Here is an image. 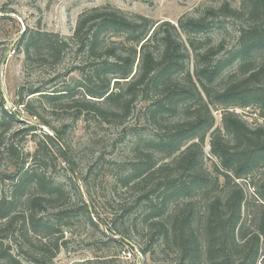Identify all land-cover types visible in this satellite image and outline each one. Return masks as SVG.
<instances>
[{"label":"trees","instance_id":"1","mask_svg":"<svg viewBox=\"0 0 264 264\" xmlns=\"http://www.w3.org/2000/svg\"><path fill=\"white\" fill-rule=\"evenodd\" d=\"M219 12H228L239 22V27L237 47L217 63L213 59L222 47L196 51L191 40L192 36L209 32L211 21L207 15L184 18L178 26L168 21L157 24L145 16H129L110 4L83 11L69 37L30 30L21 37L20 46L28 52V57L57 61L68 49L74 50L72 68L81 73L75 89L85 92L82 105L96 108L99 114L126 118L132 104L140 99L152 101L142 112L157 124L167 114L182 115L164 123V129L157 127L153 137L143 138L134 145L135 151L142 145L147 148L125 181L140 177L147 181L159 175L157 187L151 189V192L162 190L158 216H163L173 199L185 198V211L169 213L171 222L158 221L161 228L155 234L162 241L170 239L181 247L178 248L181 264H264V0H242L238 8L225 3L209 14ZM181 30L188 35L189 42L181 38ZM192 55L196 60L193 70L187 65ZM232 65L234 68L226 73L227 84L214 90L215 81ZM72 93L71 89H60L57 85L53 89L41 86L29 91V95L37 94L50 105L73 98ZM18 96V102L30 108L22 88ZM253 103L258 105L263 118L254 125L232 110L248 108ZM217 106L224 109L222 127L216 126L213 108ZM4 112L0 124H6L7 118L18 119L15 111L4 109ZM211 130L210 153L220 164H215V173L204 166L206 139ZM45 135L35 155L60 137L56 130ZM67 148L63 147L65 155ZM21 169L12 196H0V221H5L0 224V233L13 224L12 216L21 201V192L31 184L42 192L28 199L33 214L24 221L25 225L54 228V222H45L34 215L39 212L37 208L53 206L51 202L59 200L64 188L34 168ZM256 176H260L257 181ZM250 177L258 202L249 201L244 187L237 181ZM195 194L204 202L202 211L191 201ZM27 235L28 231L23 233ZM113 240L128 244L123 237ZM39 243L43 250L48 242L39 239ZM59 249L57 245L56 251ZM42 250L36 251L39 255L36 264L46 263ZM141 253L147 254L148 249L142 247ZM0 257L6 264H24L21 258L4 253L1 236ZM93 261L89 263H96Z\"/></svg>","mask_w":264,"mask_h":264},{"label":"rangeland","instance_id":"2","mask_svg":"<svg viewBox=\"0 0 264 264\" xmlns=\"http://www.w3.org/2000/svg\"><path fill=\"white\" fill-rule=\"evenodd\" d=\"M225 3L238 8L242 0H0V98L3 96L0 121L6 115L4 109L18 114V119L7 118L6 124H0V196H12L19 170L27 167L64 188L59 200L51 202L53 206L43 210L37 208L39 212L34 215L45 222H54V228L25 225L24 221L33 214L28 199L40 196L42 191L31 184L21 192V201L14 208L13 224L7 229L3 227L0 233L4 253L21 258L24 264H36L35 259L39 258L36 251L42 250L39 243L42 239L48 242L42 250L45 264H90L92 259H109L105 263L92 264H181L182 255L178 253L181 247L170 239L162 241L155 234L161 228L158 221L171 222L169 213L185 211V198L173 199L163 216H158L162 190L151 192V189L157 187L159 175L147 181H142V177L125 179L147 148L142 145L135 151L134 145L143 138L153 137L157 127L164 129V123L182 115L167 114L161 118V124H157L142 112L152 101L140 99L132 104L126 118L99 114L96 108L82 105L85 92L75 89L81 73L72 68L76 57L74 50L68 49L58 61L45 60L41 56L28 57L20 40L30 30L69 37L83 11L105 4L129 16L151 18L157 24L168 21L178 26L184 18L207 15L211 21L209 32L192 36L191 40L196 51L222 47L213 59V63H217L238 45L239 22L228 12L209 14L210 10L219 9ZM180 36L189 42L182 30ZM14 48L16 53L10 55ZM187 61L193 70L195 57L192 55ZM233 68L234 65L226 68L212 86L214 90L227 84L226 73ZM194 81L201 87L196 76ZM56 85L60 89H71V95L75 96L50 105L37 94L29 95L30 89L41 86L53 89ZM21 88L30 108L18 102ZM232 110L252 125L263 121L255 103L248 108L234 107ZM223 111L221 106L213 108L216 126L222 127ZM54 130L61 138L51 140L48 148L35 155L45 133L52 135ZM211 132L206 139L204 166L215 173V164H220L210 153ZM63 145L69 149L67 155ZM237 181L244 187L249 201H260L255 196L252 177ZM191 201L197 210L203 208L204 202L198 194ZM27 231V237L23 236ZM120 237L128 244L113 240ZM57 245H60L58 251ZM142 247L148 249L147 254L141 253ZM0 264H6V260L0 257Z\"/></svg>","mask_w":264,"mask_h":264},{"label":"built area","instance_id":"3","mask_svg":"<svg viewBox=\"0 0 264 264\" xmlns=\"http://www.w3.org/2000/svg\"><path fill=\"white\" fill-rule=\"evenodd\" d=\"M16 53V49L14 48L12 51H10V55H13Z\"/></svg>","mask_w":264,"mask_h":264}]
</instances>
